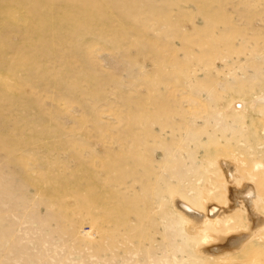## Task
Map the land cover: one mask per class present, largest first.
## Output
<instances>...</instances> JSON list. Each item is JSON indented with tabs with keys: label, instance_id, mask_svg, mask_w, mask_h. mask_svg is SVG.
<instances>
[{
	"label": "rangeland",
	"instance_id": "374dc122",
	"mask_svg": "<svg viewBox=\"0 0 264 264\" xmlns=\"http://www.w3.org/2000/svg\"><path fill=\"white\" fill-rule=\"evenodd\" d=\"M246 181L264 0H0V264L263 263Z\"/></svg>",
	"mask_w": 264,
	"mask_h": 264
},
{
	"label": "bare ground",
	"instance_id": "6f19581e",
	"mask_svg": "<svg viewBox=\"0 0 264 264\" xmlns=\"http://www.w3.org/2000/svg\"><path fill=\"white\" fill-rule=\"evenodd\" d=\"M222 165H223L227 175L229 176V178L232 179L231 164L228 161H222ZM236 187L231 189L232 203H239V204L243 203L246 205L247 210H248L249 215H250V219H251V227H250V230L248 231L249 233H247V235H249V234L254 235L255 231H253V228L255 226L258 227L259 225H264V218H260L257 215V213H256L257 211L255 210L254 206L252 205L253 204V196H256L255 185L252 182L246 181V182L242 183L240 186H238L237 188ZM178 204H179V202H178ZM191 215H193L194 217H197L194 213H191ZM204 215L209 216L208 210L205 211ZM202 217H204V216H202ZM198 219H200V218H198ZM228 237H230V236H228ZM228 237L223 239V240H225L223 244L227 243ZM243 239H244L243 235L240 234V236L238 238V244H240ZM238 244L236 246H238ZM256 248H257V246H256ZM256 248L255 247L250 248L248 246V248H245V250L242 251L243 253H242V255H240V258L242 260H244L245 262H251V261L254 262V261H257L261 258L262 262L264 263V259L262 257H260V256L264 255V250L263 249L258 250ZM263 263H256V264H263ZM251 264H255V263H251Z\"/></svg>",
	"mask_w": 264,
	"mask_h": 264
}]
</instances>
